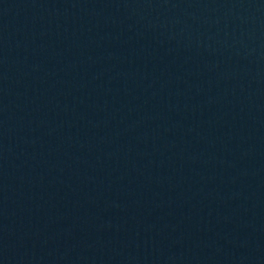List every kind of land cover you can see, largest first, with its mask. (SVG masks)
Returning <instances> with one entry per match:
<instances>
[{
  "label": "water",
  "instance_id": "95a60500",
  "mask_svg": "<svg viewBox=\"0 0 264 264\" xmlns=\"http://www.w3.org/2000/svg\"><path fill=\"white\" fill-rule=\"evenodd\" d=\"M0 264H264V0H0Z\"/></svg>",
  "mask_w": 264,
  "mask_h": 264
}]
</instances>
